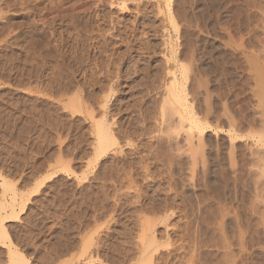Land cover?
I'll return each mask as SVG.
<instances>
[{
    "label": "rangeland",
    "instance_id": "374dc122",
    "mask_svg": "<svg viewBox=\"0 0 264 264\" xmlns=\"http://www.w3.org/2000/svg\"><path fill=\"white\" fill-rule=\"evenodd\" d=\"M42 1L0 0V220L26 203L3 229L29 264H264V0Z\"/></svg>",
    "mask_w": 264,
    "mask_h": 264
},
{
    "label": "bare ground",
    "instance_id": "6f19581e",
    "mask_svg": "<svg viewBox=\"0 0 264 264\" xmlns=\"http://www.w3.org/2000/svg\"><path fill=\"white\" fill-rule=\"evenodd\" d=\"M57 1H58V0H57ZM68 1H69V0H61L60 2L58 1L59 3L56 2V4H57L56 7L52 8V9H54V10H55V9H59V5H60V7H61V5H65V4H67ZM70 1H72V0H70ZM74 1H75V0H74ZM78 1H79V2H78ZM78 1H77V2L80 3V0H78ZM83 1L88 2V1H86V0H83ZM83 1H82V2H83ZM119 1L121 2V5H120V6L122 7V4H123V8H125V4H124V3H126V2H124V0H123L124 3H122L121 0H119ZM126 1H127V0H126ZM188 1H189V0H188ZM203 1H204V0H203ZM221 1H222V0H221ZM43 2H44V1L41 0V3H42V4H43ZM50 2H51V1H50ZM75 2H76V1H75ZM75 2H74L73 4H75ZM77 2H76V4H78ZM85 2H83L84 5H86ZM44 3H45V2H44ZM52 3H53V2H52ZM88 3H89V2H88ZM88 3H87V5H88ZM172 3H173V0H165V5H166V8L168 9L167 12L169 11V13L171 12V6H172ZM204 3H205V2H204ZM215 3H216V2H215ZM42 4H41V5H42ZM52 5L55 6V4H52ZM67 5H68V4H67ZM80 5H83V4H80ZM46 6H47V5H46ZM71 6L75 8L76 5H75V6L71 5ZM126 6H127V5H126ZM220 6H221V5H220ZM48 7H49V6H48ZM50 7H51V6H50ZM76 7H77V6H76ZM78 7L80 8L79 5H78ZM78 7H77V8H78ZM84 7L86 8V6H83L82 9H83ZM204 7H205V6H204ZM43 8H44V7H43ZM61 8H62V7H61ZM61 8H60V9H61ZM68 8H69V6H68ZM159 8H160V7H159ZM47 9H48V8H47ZM52 9H50V11H51ZM69 9L72 10V8H69ZM87 9H88V6H87L86 9H84V11H86ZM161 9H162V8H161ZM54 10H53V11H54ZM78 10H79V9H78ZM78 10H75V9H74V11H75L76 14H77ZM88 10H89V9H88ZM50 11H49V12H50ZM53 11H52V13H49V12H48L47 15H51V16H52V14L54 13ZM57 11H58V10H57ZM60 11H61V10H60ZM60 11H59V14L61 15ZM76 11H77V12H76ZM81 11H82V10H81ZM96 11H97V10H96ZM204 11H205V10H204ZM41 12H42V11H41ZM55 12H56V11H55ZM79 12H80V11H79ZM162 12H163V10H162ZM207 12H208V11H207ZM207 12H206V13H207ZM67 13H68V12H67ZM80 13H81V12H80ZM171 13H172V12H171ZM209 13H210V12H209ZM55 14H57V13H55ZM62 14H64L63 10H62ZM47 15H46V16H47ZM57 15H58V14H57ZM96 15H97V14H96ZM46 16H45V17H46ZM51 16H50V17H51ZM53 16H54V14H53ZM71 16H72V15H71ZM61 17H62V19H63L64 15H63V16L61 15ZM43 18H44V16H43ZM43 18H42V19H43ZM55 18H56V17H55ZM55 18H54V19H55ZM72 18H73V17H72ZM171 18H172V17H171ZM45 19L47 20L48 18H45ZM51 19H52V18H51ZM76 19H77V18H76ZM192 19H193V18H192ZM55 20H56V19H55ZM194 20H196V19H194ZM76 21H77V20H76ZM78 21H80V20L78 19ZM173 21H174V20H173ZM44 22H45V21H44ZM51 22H53V21H51ZM48 23H49V22H48ZM66 23H67V22H66ZM76 24H77V23H76ZM80 24H81V23H80ZM77 26H79V25H77ZM77 26H76V27H77ZM47 27H48V26H47ZM72 29H73V28H72ZM82 29H83V28H82ZM177 29H178V28H177ZM177 29H176V30H177ZM75 30H76V29H75ZM64 31H65V30H64ZM41 32H42V31H41ZM52 32H53V31H52ZM81 32H82V31H81ZM70 33H71V32H70ZM85 35H86V34H85ZM45 36H46V35H45ZM44 38H45V37H44ZM65 38H66V37H65ZM76 39H77V38H76ZM85 40H86V39H85ZM44 41H45V40H44ZM53 41H54V40H53ZM47 42H48V41H47ZM53 45H54V44H53ZM58 45H59V44H58ZM61 45H62V44H61ZM66 45H67V44H66ZM71 46H72V45H71ZM113 47H114V46H113ZM54 48H55V47H54ZM54 48H53V50H54ZM85 48H86V47H85ZM98 48H99V47H98ZM79 49H80V48H79ZM113 49H114V48H113ZM43 50H45V49H43ZM51 50H52V48H51ZM205 50H206V49H205ZM211 50H212V49H211ZM72 51H73V50H72ZM79 51H80V50H79ZM105 51H106V50H105ZM105 51H104V52H105ZM107 51H109V50H107ZM129 51H130V50H129ZM212 51H214V50H212ZM59 52H60V51H59ZM100 52H101V51H100ZM41 53H42V52H41ZM74 53H75V52H74ZM105 53H106V52H105ZM113 53H114V51H113ZM171 53H172V52H171ZM206 53H207V52H206ZM54 54H55V53H54ZM89 54H90V53H89ZM103 54H104V53H103ZM128 54H129V53H128ZM128 54H127V55H128ZM56 55H57V53H56ZM64 55H65V54H64ZM119 55H120V54H119ZM98 56H99V55H98ZM48 57H49V56H48ZM65 57H66V56H65ZM93 57H94V56H93ZM120 57H121V56H120ZM128 58H129V57H128ZM60 59H61V58H60ZM96 59H97V58H96ZM101 59H102V58H101ZM121 60H122V58H121ZM94 61H95V60H94ZM182 61H183V60H182ZM57 62H58V61H57ZM100 62H101V61H100ZM114 62H116V61H114ZM114 62H113V63H114ZM50 63H51V62H50ZM77 63H78V62H77ZM83 63H84V62H83ZM94 63H95V62H94ZM119 63H120V62H119ZM180 63H181V62H180ZM182 63H183V62H182ZM45 64H47V63H45ZM54 64H55V63H54ZM81 64H82V63H81ZM105 64H106V63H105ZM123 64H124V63H123ZM62 65H63V64H62ZM69 65H70V64H69ZM120 65H121V64H120ZM126 65H127V64H126ZM42 66H43V65H42ZM53 66H54V65H53ZM85 66H86V65H85ZM89 66H90V65H89ZM101 66H102V65H101ZM105 66H106V65H105ZM72 67H73V66H72ZM94 67H95V66H94ZM113 67H114V66H113ZM178 67H179V66H178ZM182 67H183V66H182ZM187 67H188V66H187ZM187 67H186V68L183 67L184 70L182 69V71H185L186 69H188ZM44 68H45V67H44ZM91 68H92V67H91ZM96 68H97V67H96ZM67 69H68V68H67ZM115 69H116V68H115ZM173 69H174V68H172V70H173ZM179 69H180V68H179ZM73 70H75V69H73ZM86 70H87V69H86ZM92 70L94 71V69H92ZM101 70H102V69H101ZM104 70H105V69H104ZM112 70H113V69H112ZM63 71H64V70H63ZM118 71H119V70H118ZM169 71H170V70H169ZM175 71H176V70H175ZM42 72H43V71H42ZM46 72H47V71H46ZM49 72H50V71H49ZM52 72H53V70H52ZM96 72H97V71H96ZM126 72H127V71H126ZM170 72H171V71H170ZM187 72H188V70H187ZM44 73H45V72H44ZM62 73H63V72H62ZM65 73H66V72H65ZM170 74H171V73H170ZM173 74H175V73H173ZM176 74H177V73H176ZM183 74H185V73H183ZM55 75H56V74H55ZM68 75H69V74H68ZM83 75H85V74H83ZM90 75H91V74H90ZM107 75H108V74H107ZM185 75H186V74H185ZM258 75H259V73H258ZM65 76H66V74H65ZM124 76H125V75H124ZM174 76H176V75H173V77H174ZM42 77H43V76H42ZM54 77H55V76H54ZM125 77H126V76H125ZM173 77H172V78H173ZM176 77H177V76H176ZM181 77H182V76H181ZM73 78H74V77H73ZM117 78H118V77H117ZM179 78H180V77H179ZM199 78H200V76H199ZM51 79H52V78H51ZM62 79H63V78H62ZM87 79H88V78H87ZM169 79H170V77H169ZM174 79H175V77H174ZM182 79H183V78H182ZM182 79H181V80H182ZM186 79H187V78H186ZM186 79H185V80H186ZM44 80H45V79H44ZM65 80H66V79H65ZM67 80H68V79H67ZM82 80H83V79H82ZM90 80H91V79H90ZM127 80H128V79H127ZM181 80H180V81H181ZM63 81H64V80H63ZM88 81H89V80H88ZM169 81H171V80H169ZM200 81H201V80H200ZM73 82H74V81H73ZM75 82H76V81H75ZM92 82H93V81H92ZM176 82H178L177 79L173 80L172 83L170 82L171 84H170V85L168 84L169 86H167V87L169 88V92H168V93H170V96L172 97V99H169V98H168V99H169V100H168L167 97H165V98L167 99V104H168V105L166 104V106H167V108H168L172 113H174L175 115H176V112L178 113L177 115L179 116V121H180V122L178 121V122L180 123V124H178L179 126H181V124H182V125H185L186 123H188V122H186V121H189V122H190V123H189V124H190V125H189L190 127H189L187 130H189V129H191V128H196V129H195L196 131L199 129L200 131H198V132H201V129H202V128H200V123H199V121H197L196 118H193V117H194V116H193V115H194L193 113H192L193 115H190V111H189V114H187V115H189L188 120H187V118H186L187 115H184L186 112H184V114H183L181 111H179V110H180L179 107L182 108V103H183V101H185V104L188 103V102H186V100H180V99L183 98L182 96H181L182 98H179V97H178L180 94L176 92V91H177L176 89L178 88V87L176 88V85L178 86V84H176ZM64 83H65V81H64ZM64 83H63V85H65ZM85 83H86V82H85ZM87 83H88V82H87ZM121 83H122V82H121ZM196 83H197V82H196ZM74 84H75V83H74ZM76 84H77V83H76ZM79 84H80V83H79ZM79 84H78V85H79ZM118 84H119V83H118ZM180 84H182V83H180ZM197 84H198V83H197ZM66 85H67V84H66ZM89 85H90V84H89ZM92 85H94V84H92ZM98 85H99V84H98ZM182 85H183V84H182ZM72 86H73V84H72ZM79 86H81V85H79ZM94 86H95V85H94ZM179 86H180V85H179ZM260 86H261V85H260ZM43 87H44V86H43ZM61 87H62V86H61ZM69 87H70V86H69ZM75 87H76V86H75ZM87 87H88V85H87ZM89 87H90V86H89ZM92 87H93V86H92ZM180 87L182 88V86H180ZM180 87H179V88H180ZM59 88H60V87H59ZM72 88H74V86H73ZM77 88H78V87H77ZM168 88H167V90H168ZM179 88H178V89H179ZM185 88H186V87H185ZM65 89H66V87H65ZM67 90H68V89H67ZM76 90H77V89H76ZM63 91H64V89H63ZM179 91H180V89H179ZM181 91H182V90H181ZM74 92H75V91H74ZM65 93H66V92H65ZM79 93H80V92H79ZM180 93H181V92H180ZM76 94H77V93H76ZM167 95H168V94H167ZM184 96H185V95H184ZM77 97H78V95H77ZM63 98H64V97H63ZM75 99H76V98H75ZM78 99H79V98H77V100H78ZM166 99H165V100H166ZM183 99H184V98H183ZM195 99H196V98H195ZM63 100H64V99H63ZM61 101H62V99H61ZM73 101H74V100H73ZM80 101H81V100H80ZM86 101H88V100H86ZM168 101H169V102H168ZM163 102H164V101H163ZM175 102H176L178 105H180V106L178 107L179 110L174 106V105H176ZM193 102H194V101H193ZM75 103H76V102H75ZM194 103H195V102H194ZM74 105H75V104H74ZM89 105H90V104H89ZM159 105H160V103H159ZM162 105H163V103H162ZM183 105H184V104H183ZM187 105H188V104H187ZM191 105H192V104H191ZM75 106H76L75 108L79 109V106H78V105H75ZM85 106H86V105H85ZM90 107H91V106H90ZM90 107H89V108H90ZM183 107H184V106H183ZM70 108H71V107H70ZM89 108H88V109H89ZM161 108H162V107H161ZM187 108H188V107H187ZM72 109H74V108H72ZM91 109H92V108H90V110H91ZM164 109L166 110V108H164ZM188 109H189V108H188ZM188 109L185 108V110H184V108H183L182 110L186 111V110H188ZM162 110H163V108H162ZM162 110H161V111H162ZM191 110H193V109L191 108ZM74 111L78 112L77 110H74ZM92 111H94V110H92ZM163 111H164V110H163ZM195 111H196V110H195ZM171 112H170L169 114H171ZM160 113H162V112H160ZM187 113H188V112H187ZM90 114H91V112H90ZM164 114H165V113H164ZM169 114H168V115H169ZM166 115H167V114H166ZM172 115H173V114H172ZM172 115H171V116H172ZM185 116H186V117H185ZM190 116H193V117H190ZM91 117H92V115H91ZM93 117H94V116H93ZM161 117H162V115H161ZM196 117H197V116H196ZM112 118H114V117H112ZM169 118H170V117H169ZM169 118H168V120H169ZM94 119H95V118H94ZM102 119H103V118H102ZM173 119H174V118H173ZM171 120H172V119H171ZM201 120H202V119H201ZM95 121H97V120H95ZM102 121H103V120H102ZM102 121L100 120L101 124L99 123V121H98L99 124H96V123H95V125H96V127H97V128H96V127H95V128H96V130H97V131H96V133H97L96 135H97V137H98V138H97V139H98V142H97V143H98V148H97V149L99 150L98 152H101L102 154H104V152H107V148H108V147L110 148V145H109V144H110L111 139H113V138L110 137V135H111V134L109 133L110 130H108V127H109L110 125L106 128L105 125H106L107 123L105 124V122H104L105 120H104L103 123H104L105 125L103 126ZM113 121H114V120H113ZM164 121H165V120H164ZM173 121H174V120H173ZM168 122H169V121H168ZM171 122H172V121H171ZM176 122H177V121H176ZM185 122H186V123H185ZM164 124H166V123H164ZM97 125H98V126H97ZM167 125H168V124H167ZM178 125H176L177 128H178V129H176V130L182 129V128H181L182 126H181V127H178ZM201 125H202V124H201ZM186 126H187V125H186ZM174 127H175V126H174ZM187 127H188V126H187ZM201 127H202V126H201ZM169 128H170V126H169ZM185 128H186V127H185ZM174 129H175V128H174ZM183 130H184V129H182L181 132H182ZM192 130H194V129H192ZM192 130H189V131L192 132ZM202 130H203V129H202ZM172 131H173V128H172ZM172 131H171V129H170V132H171V133H173ZM110 132H111V131H110ZM174 132H175V131H174ZM190 132H189V133H190ZM202 132H203V131H202ZM202 132H201V133H202ZM113 133H114V132H113ZM165 133H167V131H166ZM177 133H178V132H177ZM177 133L175 132L174 134L176 135ZM179 133H180V132H179ZM183 133H184V132H182V134H183ZM109 134H110V135H109ZM184 134H185V133H184ZM190 134H192V133H190ZM185 136H186V134H185ZM196 136H197V135H196ZM179 137H180V136H179ZM193 137H194V136H193ZM262 137H264V136H262ZM196 138H197V137H196ZM183 139H185V138L183 137ZM200 139H201V138H200ZM229 139H230V138H229ZM235 139H236V138H235ZM262 139H264V138H262ZM195 140H196V139H195ZM197 140H198V139H197ZM197 140H196V141H197ZM232 140L234 141V139H232ZM232 140H230V141H232ZM116 141H117V140H116ZM166 141H167V140H166ZM190 141H191V140H190ZM198 141H199V140H198ZM230 141H229V142H230ZM113 142L115 143L114 140H113ZM179 142H180V141H179ZM179 142H178V143H179ZM188 142H189V141H188ZM191 142H192V141H191ZM114 143H112V144H114ZM192 143H193V142H192ZM192 143H191V144H192ZM194 143H195V142H194ZM258 143H259V142H258ZM260 143H261V142H260ZM117 144H119V143L117 142ZM200 144H201V143H200ZM169 145H170V144H169ZM171 146H172V144H171ZM187 146H188V145H187ZM194 146H195V145H194ZM202 146H203V145L200 146V147H201V148H200V149H201V152H202ZM179 147H180V146H179ZM172 148H173V147H172ZM174 148H175V147H174ZM198 149H199V147H198ZM190 150H191V149H190ZM195 150H196V149H195ZM203 150H204V149H203ZM98 152H97V153H98ZM191 152H193V151L191 150ZM196 153H197V152H196ZM98 154H100V153H98ZM192 154L194 155V152H193ZM192 154H191V155H192ZM200 155H201V153H200ZM202 155H203V154H202ZM101 156H102V155H101ZM195 156H196V155H195ZM195 156H194V157H195ZM99 157H100V156H98V159H99ZM199 157H200V156H199ZM201 157H203V156H201ZM263 157H264V156H263ZM200 159H201V158H200ZM261 159H262V157H261ZM193 160H194V158H193ZM193 165H194V164H193ZM262 166H263V165H262ZM196 167H197V166H196ZM192 168H193V166H192ZM190 169H191V165H190ZM196 169H197V168H196ZM261 169H263V168L261 167ZM192 170H193V169H192ZM194 170H195V169H194ZM191 172H193V171H191ZM213 172H214V170H213ZM193 173H194V172H193ZM3 182H4L3 184H4V188H5V189L10 190L9 188L13 187L12 185H10L11 183L9 184L8 179L4 178V179H3ZM42 184H43V183H42ZM42 184H40V185L38 186V188L35 189L34 192H37V191L39 190V188L41 187ZM214 186H215V185H214ZM217 186H218V185H217ZM11 189H12V188H11ZM214 189H215V188H214ZM13 190H15V189H12V191H13ZM15 198H16V197H15ZM26 199H29V198H26ZM26 199H24V200H25V201H29V200H26ZM12 200H13V199H12ZM16 200H17V199H16ZM16 200L14 199L13 201H16ZM25 201H24V202H25ZM22 202H23V201H22ZM22 202H21V203H22ZM12 203H13V202H12ZM15 203H16V202H15ZM4 204H5V203H4ZM4 204H0V211H1V209H3V207H5ZM10 205H11V204H10ZM6 206H8V205H6ZM9 207H10V206H9ZM20 207H21V208H20V211H19V212H15V210H14L13 208L11 209V207H10V209L12 210V211H11V214L9 213L10 216H8V215H9V214H8V215H7L8 217H5V216H4V218L1 217V220H0V238L4 239L3 237H6V238L9 239L10 242H11V246L9 245V246H10V248H9V249H10V250H9L10 264H29V259L26 257V255H25L23 252L19 251V250L16 248V245H15L14 243H12L9 234H8L7 232H5V230L3 229V227H4V226H3L4 222L12 221V220H14V219H17L21 214H23V212L25 211V208H26V203H23ZM2 211H3V210H2ZM4 212H5V211H4ZM0 215H1V214H0ZM1 216H3V215H1ZM153 222H154V221H153ZM153 222H152V223H153ZM233 222H234V221H233ZM149 223H150V222H149ZM149 223H148V224H149ZM229 224H230V223H229ZM151 225H152V224H151ZM223 225H224V224H223ZM232 225H233V224H232ZM235 226H236V223H235ZM235 226H234V227H235ZM243 226H244V225H243ZM147 227H148V226H147ZM228 227H229V226H228ZM230 228H231V227H230ZM235 228H236V227H235ZM142 230H143V229H142ZM240 230H241V227H240ZM231 231H232V230H231ZM142 233H143V232H142ZM244 235H246V234H244ZM244 238H245V237H244ZM5 240H6V239H5ZM143 240H144V239H143ZM156 241H157V240H156ZM170 244H171V243H170ZM9 246H8V247H9ZM147 249H148V248H147ZM153 253H154V252H153ZM8 257H9V256H8ZM145 257H146V256H145ZM145 259H146V258H145ZM144 261H145V260H144ZM144 261H143V262H144ZM149 263H150V262H149ZM150 264H152V263H150Z\"/></svg>",
    "mask_w": 264,
    "mask_h": 264
}]
</instances>
